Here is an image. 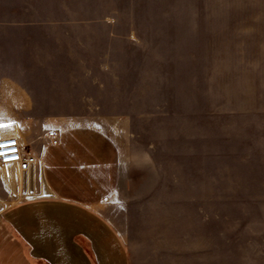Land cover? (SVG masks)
Masks as SVG:
<instances>
[{"label": "rangeland", "instance_id": "374dc122", "mask_svg": "<svg viewBox=\"0 0 264 264\" xmlns=\"http://www.w3.org/2000/svg\"><path fill=\"white\" fill-rule=\"evenodd\" d=\"M0 83V124L31 147L55 125L109 137L116 222L166 234L199 209L221 264H264V0H0Z\"/></svg>", "mask_w": 264, "mask_h": 264}, {"label": "crops", "instance_id": "0c3cea01", "mask_svg": "<svg viewBox=\"0 0 264 264\" xmlns=\"http://www.w3.org/2000/svg\"><path fill=\"white\" fill-rule=\"evenodd\" d=\"M9 57L7 51L6 66L13 70ZM0 87L7 89L3 101L12 90L7 83ZM23 125L0 124V138L14 136L36 156L28 175L17 165L0 169V187L8 185L9 198L19 192L22 201L0 206V264H221V230L205 223L202 210L182 212L166 234L146 229L165 225L153 215L131 221L127 210L117 209L122 221L111 218L109 202L124 199L125 177L102 131L55 125L56 145L46 133L31 147ZM34 171L39 186L25 193Z\"/></svg>", "mask_w": 264, "mask_h": 264}, {"label": "built area", "instance_id": "2783aa9c", "mask_svg": "<svg viewBox=\"0 0 264 264\" xmlns=\"http://www.w3.org/2000/svg\"><path fill=\"white\" fill-rule=\"evenodd\" d=\"M47 139L51 145L58 143L55 131L47 132ZM35 162L36 156L28 152L16 137L0 138V169L17 165L25 175H28Z\"/></svg>", "mask_w": 264, "mask_h": 264}]
</instances>
